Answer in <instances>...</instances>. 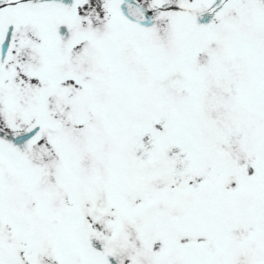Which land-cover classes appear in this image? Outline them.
<instances>
[{
    "label": "snow or ice",
    "instance_id": "6c2138e0",
    "mask_svg": "<svg viewBox=\"0 0 264 264\" xmlns=\"http://www.w3.org/2000/svg\"><path fill=\"white\" fill-rule=\"evenodd\" d=\"M0 264H264V0H0Z\"/></svg>",
    "mask_w": 264,
    "mask_h": 264
}]
</instances>
